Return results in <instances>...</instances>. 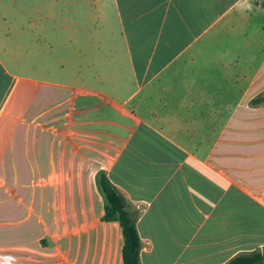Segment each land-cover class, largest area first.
Here are the masks:
<instances>
[{"label":"crops","instance_id":"crops-1","mask_svg":"<svg viewBox=\"0 0 264 264\" xmlns=\"http://www.w3.org/2000/svg\"><path fill=\"white\" fill-rule=\"evenodd\" d=\"M3 6L0 264H124L100 174L141 264L264 253V0L17 3L78 16L54 29Z\"/></svg>","mask_w":264,"mask_h":264},{"label":"trees","instance_id":"trees-1","mask_svg":"<svg viewBox=\"0 0 264 264\" xmlns=\"http://www.w3.org/2000/svg\"><path fill=\"white\" fill-rule=\"evenodd\" d=\"M262 103H264V96L257 97L252 101L253 105ZM97 183L106 202L105 220H115L121 224L124 237V264H141L142 243L137 230L136 215L129 210L126 200L105 174L98 176ZM226 264H264V253L255 251L240 254Z\"/></svg>","mask_w":264,"mask_h":264},{"label":"rangeland","instance_id":"rangeland-1","mask_svg":"<svg viewBox=\"0 0 264 264\" xmlns=\"http://www.w3.org/2000/svg\"><path fill=\"white\" fill-rule=\"evenodd\" d=\"M33 2V0H4V6L2 7L4 10L8 12H14V14H9L7 26H17V27H24V28H31L33 25H42V26H49L50 28L54 29L58 27L60 24H65L67 26L75 25L77 17L75 14H60L59 9L54 11L51 15H43V14H26L17 11V3L21 7V9H27L28 2ZM12 10V11H11ZM3 23V22H2ZM24 53L26 54V48H24ZM252 95L248 94L245 95V101L251 97Z\"/></svg>","mask_w":264,"mask_h":264}]
</instances>
